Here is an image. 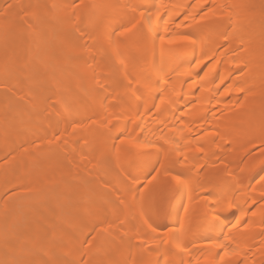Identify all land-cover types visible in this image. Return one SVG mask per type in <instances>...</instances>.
<instances>
[{
  "label": "bare ground",
  "instance_id": "obj_1",
  "mask_svg": "<svg viewBox=\"0 0 264 264\" xmlns=\"http://www.w3.org/2000/svg\"><path fill=\"white\" fill-rule=\"evenodd\" d=\"M49 1L54 3L50 10L46 8V0H28L23 5L28 12L29 22L26 24L30 23L36 31L33 32L34 48L41 49L39 57L33 56L36 61H44L46 53L49 60H59L55 55L61 56L75 89L87 88L91 96L86 102L74 99V109L65 103L62 95L73 98L74 93H60L61 78L66 80L60 72L61 80L57 86L53 82L50 87L45 86V92H36L39 97H34L35 91L30 88L32 79L28 81L30 83L25 78L27 83L21 82L24 69L20 66L21 60L18 61L16 55L14 58L18 62H14L13 56L9 57L11 54L7 52L8 48L10 53L18 52L20 47L13 46L11 51V46L6 48L7 43L3 40L5 33L8 38V34L17 29L14 21L19 6L11 7L9 14H5L7 18L1 16L0 80L11 86L1 81L0 85L21 89L20 93L24 92L22 95L28 96L32 104L31 109L20 112L16 110L17 102L13 103L14 126H22L14 128L15 138L9 136L3 144L16 143L20 148L31 141L41 140L48 145L36 149L35 154L29 148L30 153H23L25 159L18 162L27 159L26 162L32 161L39 167L43 174L39 188L48 190L49 197L41 194L38 199L42 209L35 214L31 212V215L19 210L17 201L5 204V219L19 221L23 231L16 242L7 239L3 242L0 257L5 256L6 261L13 264H25L14 256L29 246L34 254L33 264H264V176L251 186L257 176L252 169L256 164L264 165V159H256L253 165H246L239 173L235 171L236 174L229 175L223 172L224 167L222 171L219 168L221 173L211 165L217 162L215 157H219L222 150L228 151L225 158L232 167L238 163L239 153L249 155L253 147L264 144V118L252 124L257 108H264V0H81L77 7L75 2L78 0H67L65 4ZM92 10H101L100 17L89 14ZM49 18L55 21L52 26L57 34L51 43L49 37L46 39ZM68 32L77 34L72 41L66 35ZM124 39L132 42L134 50L127 49L129 42ZM102 49L108 52L109 61L104 59ZM52 54L55 55L52 57ZM55 62L53 65L57 68L59 61ZM104 63L107 64L108 77L102 72L106 67H103ZM42 67L35 70L37 75L40 74L41 78L49 76ZM13 70L17 73H12ZM9 74L15 75L11 81ZM54 85L61 89L54 91ZM17 91L13 94L21 95L20 90ZM5 93H0V120L5 119L2 104L9 97ZM71 98L69 101L73 100ZM8 99L11 101L12 98ZM238 104L240 114L235 108ZM68 105L72 112L67 111ZM44 114H47L45 119L48 122L44 121L49 129L46 132L34 130ZM84 122L89 127L94 124L103 126L100 134L103 146L108 149L112 161L123 168L121 173L127 175L122 180L129 181L126 184L129 186L124 196L126 202L117 216L119 227L114 202L123 195L117 185L120 182L104 179L106 170L97 160L99 155L97 158L88 153L97 149L93 140H88L87 148L81 145L85 134L79 125ZM91 129L89 131L93 133L95 130ZM118 137L121 140L116 145ZM48 148L54 150L53 155L49 154L51 157ZM61 151L69 157V163L65 162L74 168L73 171L79 172L78 178L70 180L72 172L62 169L64 154ZM173 154L180 164L177 161L172 163L170 157ZM122 160H136L140 170L134 169L137 163L135 167L133 164L123 166L125 162L120 164ZM230 160L234 162L230 164ZM176 163L180 168L174 169L178 171L177 174L173 172L176 186L168 190L171 199L167 204L173 226L163 235L155 224L156 211L148 202L149 195L139 192L147 188L148 167L151 168L149 173L152 170L164 173ZM202 167L203 172L206 170L201 173L203 179L199 180L198 169L200 171ZM6 170L1 167L0 176ZM15 174L0 191H7L21 182ZM89 174L96 175L95 181L90 182ZM96 180V190L100 194L95 195L94 200L101 202L102 208L92 211L88 210L86 203L90 197V184L95 185ZM201 192V195L206 193L209 196L205 195L207 202L199 204L196 201ZM66 197L70 201H64ZM56 205L59 209L55 208ZM71 205L76 211L80 210L92 225L84 217L85 227L81 226L82 219L67 221L64 217V221L61 211ZM66 210L69 213L70 210ZM132 214L135 219L130 218H133ZM97 229L104 230L105 234H95L90 246L84 247L89 234ZM204 232V242L200 237L202 243L194 245L193 242ZM132 235L137 237L139 244L142 243L147 254L139 249V245L130 242ZM53 240L58 244H53ZM106 242L114 246H110L115 257L111 255L112 261L101 257ZM224 252L229 255L224 256ZM0 264L8 263L1 261Z\"/></svg>",
  "mask_w": 264,
  "mask_h": 264
},
{
  "label": "rangeland",
  "instance_id": "obj_2",
  "mask_svg": "<svg viewBox=\"0 0 264 264\" xmlns=\"http://www.w3.org/2000/svg\"><path fill=\"white\" fill-rule=\"evenodd\" d=\"M19 1V2H18ZM28 0H6V1H4V0H0V18H2L1 16H4L3 18H5V16H6V18H7V15L9 14L8 13V11H10L11 10V7H18L19 6V10L17 11V13H16V19H15V21L14 22H16V24L15 25H17V29H15L16 30V32H15V30H13V32H11L10 34H8V35H10V36H8V38H7V34L5 33V35H6V37H5V35H4V37L5 38H7V39H5V38H3V40H4V43H7V44H5L7 47L6 48H8V47H10L11 48V51H12V48H13V46H16V47H20L17 51L18 52H16V50L15 51H12L11 53L8 51V50H10L9 48H8V50H7V52L9 53V54H11V55H9V57L11 56V58H12V56H13V61L14 62H18L19 60H21V61H19V63H22V64H20V66H22V67H24V69L22 68V71H21V73H23V75L21 74V77L23 78V80L21 81V77H20V75H19V80L21 81V82H23V83H27L30 79H32L31 81H32V83H30V82H28V83H30V88L32 89V91L34 92V95L36 94V92L38 91V92H41V91H43L44 90V92H45V90H47L46 88H45V86L47 87V86H49L50 87V85L52 84L53 85V82H55L54 84L56 85V83H58L61 79H62V84H57L58 86H60V85H63L62 86V89L59 87L58 89H56V86L54 85V87H55V90L54 91H56V90H60L61 89V91H60V93L61 94H63L64 92L66 93L67 91H69V92H72V94H73V98H71V97H66L67 96V94H63L62 96L64 97L63 98V101H65V103H68L71 107H73V109H74V106H75V104H72V102H75L76 100H83V102H86L89 98L88 97H90L91 95V93L90 92H88L87 91V88L86 89H83V87H82V89L80 88V89H78V90H76L75 89V87H74V84H72V81H71V79H70V76H69V74H68V72H67V66H65V65H67V64H65L64 62H63V58L61 57V56H59V55H55L57 58H59V60H57V59H55V58H52L54 55L52 54L50 57L52 58V60H49V58H48V54L46 53L45 55H47V58L44 60V61H40L39 59H37V61H36V58L35 57H39V55H41V49H39V50H37V48H36V50H35V48H34V42H33V36H34V34H33V32L35 31V29H34V27H32L31 26V24L30 23H28V24H30V25H28V24H26L27 22H29V21H27V19H28V12L26 11V7L24 6L23 7V5H26V2H27ZM54 1H56V2H58V3H62V4H65V2L67 1V0H54ZM46 8L47 9H52V8H54V3H53V1L51 2V1H49V0H46ZM49 2H51V3H49ZM82 2H83V0H82ZM53 3V4H52ZM80 4L81 3V0H78L77 2H75V6L76 5H78V4ZM22 5V6H21ZM79 6V5H78ZM77 7V6H76ZM10 9V10H9ZM14 9V8H13ZM17 10V9H16ZM102 10V9H101ZM101 10H99V11H90L89 12V14H93L92 16H95V15H97V16H99L100 17V12H101ZM5 14H7V15H5ZM30 15V14H29ZM97 16H95L96 18H97ZM30 18V17H29ZM51 18H49V21L47 22V24H48V26H49V28H48V31H47V35L45 34V36H47V38L46 39H48V37H49V41H50V43L52 42V40L55 38V36L57 35L56 34V32L54 31V29H53V26L52 25H54L55 24V21L53 22L52 21V19L50 20ZM1 20V19H0ZM29 20V19H28ZM48 20V19H47ZM64 22H65V20H64ZM51 23H53V24H51ZM50 25H51V27H50ZM31 27L34 29H31ZM53 29V32H54V34L52 33V29ZM69 31V30H68ZM36 32V31H35ZM34 32V33H35ZM51 32V33H50ZM72 33V34H71ZM15 34V35H14ZM74 34V35H73ZM70 39H71V41H72V39H73V37L75 36V35H77L75 32H68V34H66ZM71 35V36H70ZM80 36V35H79ZM122 36V35H121ZM143 36V35H142ZM53 37V38H52ZM52 38V39H51ZM122 38V37H121ZM69 39V40H70ZM123 39V38H122ZM124 40H128V39H124ZM70 41V42H71ZM48 42V41H47ZM99 42H101V41H99ZM126 42V41H125ZM129 42V44H126L128 47H127V49L131 52L132 50H134V47H133V45H132V42H130L129 40L127 41V43ZM49 43V44H50ZM131 43V44H130ZM101 44V43H100ZM103 48H104V50H106V48H105V46H102ZM6 48H5V50H6ZM34 48V49H33ZM137 49V48H136ZM33 50H34V52H33ZM103 49H102V51H103V54H105L104 55V59L105 58H107V60L109 61V56L107 57L106 56V54L107 55H109L108 54V52L107 51H104ZM136 51V50H135ZM42 52H44V51H42ZM49 52V51H48ZM37 54V55H36ZM50 54V53H49ZM102 54V55H103ZM17 55V56H16ZM35 57H34V56ZM42 55H44V54H42ZM44 55V56H45ZM16 56V57H15ZM59 56V57H58ZM17 58L18 59V61H17V59H16V61H15V58ZM61 57V58H60ZM34 58H35V60H34ZM41 58V57H40ZM45 58V57H44ZM53 59H55L56 60V62L53 60ZM101 59H103L102 57H101ZM104 59H103V61H104ZM0 60H1V58H0ZM12 60V59H11ZM42 60V59H41ZM55 63H58V61H59V66H57L56 65V67L57 68H55V65H53L54 64V62ZM60 63H62L61 64V66H60ZM18 64V63H17ZM65 64V65H64ZM105 64V63H104ZM43 67H42V66ZM107 64H105L103 67H105ZM39 67H42V70L44 71V70H46V71H44V73L45 74H49V76L47 75V77H43V75H42V77L43 78H41V76H40V74L39 75H37V73L35 72V70H38V69H40ZM46 67V68H45ZM48 67V68H47ZM50 67V68H49ZM43 68H45V69H43ZM53 68L55 69L54 70V72H53ZM59 69V70H58ZM23 70H25V71H23ZM34 70V71H33ZM48 71H50L49 73H48ZM12 73H17V72H15L14 70L13 71H11ZM57 72V73H56ZM60 72H62V76L64 75V76H66V80H65V78L64 77H62L61 79H60ZM106 76L108 75L109 76V72L107 71V66L105 67V68H103V71H102ZM108 72V73H107ZM8 73H10V72H8ZM59 73V74H58ZM14 74H12V76L14 75ZM18 74H20V73H18ZM17 75V74H16ZM104 75V76H105ZM9 77L11 76L10 74L8 75ZM12 76L10 77V81L12 80ZM107 76V77H108ZM5 77H7V76H5ZM13 77H15V75L13 76ZM24 78H25V80L27 81H25L24 80ZM44 78H46V79H44ZM51 78H53V79H51ZM35 79V80H34ZM3 80V79H2ZM8 80V79H7ZM8 80V81H9ZM1 81V80H0ZM35 81V82H34ZM65 83H64V82ZM67 81V82H66ZM70 81H71V83H70ZM217 81H218V79H217ZM4 82V81H3ZM2 81H1V83H3ZM7 82V81H6ZM6 82H4V83H6ZM49 82V83H48ZM50 82H52V83H50ZM3 83V84H4ZM9 82H7V84H8ZM3 84H1L0 85V90L2 89L3 91H0V93L1 92H3V93H5V91H6V93H5V95H7L8 94V98H12L11 99V101H12V103H11V101H9L10 99H8L6 96V98L7 99H4V101H3V104H2V109H4V110H2L3 111V118H5V119H1L0 120V168L1 167H4V171H5V169L7 168L8 170H6V173L4 172V171H1V172H4L1 176H0V189H2V187L4 188L5 186H7L9 183H10V180H11V178H13L11 175L12 174H14V173H16L15 175L16 176H18L20 179V181L21 182H19V184H18V182L16 183V185H13V186H11L10 187V189H8L7 191H5V190H1L0 191V227H1V231H0V237H1V243H0V251L1 250H3V245H4V241L7 239L8 241L10 240V241H15L16 242V240H17V238H19V234H20V232L21 231H23V228L21 227V223L19 222V221H17V220H15V219H9V222L5 219V216L7 215V212L4 210V208L6 209V205H7V202H10V201H17L16 202V204L18 205V209L20 210V209H22L21 211H26L28 214H30L31 215V212H33L34 214H35V212H38V211H40L41 209H42V205L41 206H39L40 205V198H39V196L42 194V197L43 196H45L46 195V197L48 196V194H49V191L47 190H42L41 188H39L40 186V184H41V181H42V176H43V174L41 173V171H39L40 169H39V167L37 166L36 167V165L34 164V163H32V161L31 162H26V160H25V162H23V160H22V162L25 164H23V163H20L21 161H19L18 162V160H21V159H25V154H26V152L28 153L29 152V148H30V152H33L34 154H35V150L36 149H38L39 147L41 148V146H43V147H46L47 148V144H45V142L43 141H41V140H34L32 143L30 142L29 144H25V146H27V147H25V146H20V148H19V146L18 145H16V143H5V144H3V142H5V140H7V138L9 137V136H14L13 138H15V133H16V128L17 129H19L22 125L21 124H19L18 126H14V123H15V121H13L12 120V113H13V111H12V106H13V103H16L17 102V104H16V110H18V111H20V112H23V111H25V110H28V109H31L32 107V104H30L29 103V100H30V98L28 99V96L26 97L25 95H22V93H24V92H22V93H20L21 92V89H18L17 88V90H20L19 91V93L21 94V95H19L18 93L16 94V92H18L17 90H14L13 88V90L11 89V88H9L11 85H10V83H9V85H7V84H5V85H3ZM65 84V85H64ZM33 86V87H32ZM2 87H6V88H2ZM43 87V88H42ZM35 88V89H34ZM48 88V87H47ZM71 88V89H70ZM85 88V87H84ZM100 89H102L103 87H99ZM16 89V88H15ZM37 89V90H36ZM86 90V91H85ZM14 91H16L15 92V94L16 95H14L13 94V92ZM48 91H50V90H48ZM81 91V92H80ZM12 92V93H11ZM37 92V94H39ZM53 92V91H52ZM57 92V91H56ZM50 93V92H49ZM90 93V94H89ZM41 94V93H40ZM12 95V96H11ZM17 95H19V96H17ZM66 95V96H65ZM89 95V96H88ZM38 95H35L34 97H37ZM24 97V98H23ZM39 97V96H38ZM71 98V100L72 101H69V99ZM110 98V97H109ZM13 99H14V101H13ZM26 99V100H25ZM74 99H76V100H74ZM17 100V101H16ZM109 100V99H108ZM110 101V100H109ZM31 102V101H30ZM89 102H90V100L88 101V104H89ZM64 103V104H65ZM72 105H71V104ZM11 106V107H9V106ZM18 105V106H17ZM67 104H65V106H66ZM69 105L67 106L68 107V109H67V111H69V112H72V108L71 107H69ZM237 105V104H236ZM235 106V105H234ZM238 106H239V104H238ZM238 106H235V108H237V110H238V113L240 114V112H239V109L238 108H241L240 106L238 107ZM92 107H93V104H92ZM263 107V106H262ZM72 109V110H69V109ZM234 108V109H235ZM6 109V110H5ZM11 109V110H10ZM241 111V110H240ZM257 111L258 112H255V115H254V117H253V120H252V124H255V121L257 120H259L260 121V119H263L264 118V108H262V109H258L257 108ZM34 112H36V110L34 111ZM68 112V113H69ZM237 112V111H236ZM37 113V112H36ZM46 113V112H45ZM4 114H5V117H4ZM46 116H47V114H46ZM45 114H44V119L42 118V116H41V118H40V122L39 123H37V125H35L34 126V130L36 129L37 131H40V132H46V130H47V128L49 127V125L47 126L46 125V122H48L47 121V119H45ZM46 122H45V121ZM4 121V122H3ZM256 121V122H257ZM13 124V125H12ZM48 124V123H47ZM83 124H85V125H83ZM21 125V126H20ZM87 125V126H86ZM89 124H87L86 122H84V123H82V124H80L79 126H80V128H79V126H78V128L79 129H81V132L82 133H84L85 134V137L87 136L88 137V139H86L85 137L82 139L83 140V142H82V140H81V145L82 146H84V148L87 146L88 147V145H89V143H88V140H89V142L91 141V140H93V142H95L96 144H97V149L95 148V150H90V151H88V153H90V155L92 154V155H94V156H98L99 157V159H97V160H100L101 161V163L103 164V166L105 167V170H106V172H105V178L104 179H106V180H108L109 182L110 181H115V179L116 180H118L117 181V183H119V184H117L118 185V187H119V191L121 192V193H123V195L121 196V197H119L117 200H116V202H114L115 203V207H116V211H115V217H117L118 215H119V210L120 209H122L121 207H122V205H124L125 204V202H126V199H125V197H126V190H127V188H128V186L126 185V184H128V182L126 181V182H123L124 181V179L125 178H127V177H125V178H123L124 176H127L126 174H122L123 173V171H122V167H118L117 166V164L115 163V161H112L113 159H111V156L109 155V153H108V149H106V148H104V146H103V140H102V138L100 137V134H101V132H102V130H103V126L102 125H99V124H94L93 126H91V127H89L88 126ZM76 127H77V125H76ZM15 128V129H14ZM88 128V129H87ZM92 128V129H91ZM49 129V128H48ZM89 129H91V131L94 129L95 131L91 134L90 133V131H89ZM14 130H15V132H14ZM84 130H85V132H84ZM87 130V131H86ZM8 131H9V133H11L10 135H8L9 133H8ZM8 133V134H7ZM95 133V134H94ZM13 134V135H12ZM88 134V135H87ZM93 134H94V136H95V138H94V136H93ZM96 134H97V136H96ZM11 139V138H10ZM91 139V140H90ZM100 139V140H99ZM120 140H121V138H117V140H116V145H118L119 144V142H120ZM38 143V144H37ZM85 145H84V144ZM9 144H10V146H9ZM12 144H14L13 146H12ZM30 145V146H29ZM46 145V146H45ZM15 149V150H13V148ZM11 147V148H10ZM37 147V148H36ZM86 147V148H87ZM264 144L263 145H257L256 147H253L251 150H250V152H249V155L248 154H246V155H240V153L238 154V158H239V161H238V163L236 164V165H234V166H232L231 167V165H229V163H228V161H229V159H227L226 160V158H225V156L228 154V151L226 152V150H222V152L220 153V155L218 154V156L219 157H215V160H217V162H215V164L212 162V169L214 168V170L216 169V170H218L219 171V168H220V170L222 171V169L221 168H223V172L225 173V174H227V175H229V174H236V172L235 171H238V173H239V171H242L241 169L244 167V166H246V165H250V164H252L253 163V161L254 160H256V159H264ZM10 148V149H9ZM25 148H27L26 150H25ZM35 148V149H34ZM263 148V149H262ZM48 149H50V150H48V155L50 154V155H53V152H54V150H53V148L51 149V148H48ZM22 150H24V152L22 151ZM28 150V151H27ZM32 150V151H31ZM62 150V149H61ZM63 151V150H62ZM61 151V152H62ZM15 152V153H14ZM29 152V153H30ZM94 154H93V153ZM9 153H11V154H9ZM23 153H25V154H23ZM32 153V154H33ZM63 154H64V152H62ZM15 154H17V155H15ZM62 154V155H63ZM87 154V153H86ZM25 157H24V156ZM49 155V157H51ZM87 155H89V154H87ZM89 155V156H90ZM240 155V156H239ZM260 155H262V157L260 156ZM15 156H17V157H15ZM23 156V157H22ZM216 156H217V154H216ZM243 156H244V158H243ZM63 159H62V162H61V165H63V167H62V169L64 168V171H68V172H72V175L69 177V179L71 180V178H78L77 176H79V172L77 171V173L75 172V171H73V169L74 168H72L68 163H69V161L67 160L69 157H68V155L66 154V152H65V154L63 155ZM93 156H91V159H95V157L94 158H92ZM97 157V158H98ZM259 157V158H258ZM124 158V157H123ZM241 158V159H240ZM12 159V160H11ZM53 159H55L54 158V156H53ZM126 158H124V160H125ZM170 159H172V163L174 162H176L177 161V163H179V160H177V158L175 157V155L173 154V155H171V157H170ZM178 159H179V157H178ZM29 160V159H28ZM181 160V159H180ZM236 160V159H235ZM7 161H9V162H7ZM14 161V162H13ZM68 161V163H66V162ZM183 161V159L180 161V162H182ZM231 161V160H230ZM237 161V160H236ZM235 161V162H236ZM117 162V161H116ZM122 162H125L124 164H123V166L125 165V167L127 166L128 167V165L130 164V166H131V164H133L132 166H134L135 167V165H136V163H137V161L136 160H133V161H131V160H126V161H121V163L120 164H122ZM232 162H234V161H231L230 162V164L232 163ZM255 162V161H254ZM8 163V164H7ZM15 163H18V164H22V165H20V167H19V165H16ZM114 163L116 164V165H114ZM175 164V165H177V167L175 168L174 166H172L173 168L171 169V170H169V171H166V172H169V173H166V172H164V173H161L160 172V170H159V172L162 174H160V177H159V172L158 173H156V171L155 170H152V172L150 171V173H149V170H151V168L149 169V167H148V182H147V188L145 187V188H142L141 190H140V194L141 193H147L148 195H149V204H151L153 207H154V209H155V215H154V220H155V224H156V226L158 227V230H160V231H162L163 232V235H165L166 233H168V232H165V231H169L170 229H171V227L173 226V223H172V216H171V213H169V211H167L168 209V206H167V204H168V201L171 199V196H169V192H168V190L171 188V187H175L176 186V184H175V182H174V178H173V176H174V174H177L176 173V171L174 170V169H177V168H180L179 166H178V164ZM227 163V164H226ZM180 164V163H179ZM235 164V163H234ZM254 164V163H253ZM252 164V165H253ZM35 165V166H34ZM210 165V166H211ZM228 167H227V166ZM233 165V164H232ZM17 166V167H16ZM21 166H23V167H21ZM129 166V167H130ZM137 167H133L134 169H136V168H138L137 170L139 171L140 170V166L138 165V163H137V165H136ZM180 166H182V164L180 165ZM264 165H260V164H256L253 168L254 169H252V170H255V175H257V176H255V178H254V176H253V180H252V183H251V186L253 185H255L257 182H259V180L260 179H262V177L264 176V167H263ZM208 167V166H207ZM204 167H202L201 169H200V171H199V169H198V174L200 175L199 176V180H201V179H203V178H201V173H204L205 172V170H204V172H203V169ZM211 168V167H210ZM25 169V170H24ZM170 169V168H169ZM202 170V171H201ZM94 171V170H93ZM93 171H92V173H93ZM175 171V173L173 174V172ZM217 171V172H218ZM221 171H219V172H221ZM14 172V173H13ZM122 172V173H121ZM172 172V173H171ZM178 172V171H177ZM223 172H221V173H223ZM233 172V173H232ZM235 172V173H234ZM250 172L251 173H253L254 171H251L250 170ZM67 173V172H66ZM166 173V174H165ZM42 174V175H41ZM96 174V173H95ZM94 174V175H95ZM173 174V175H172ZM242 174V173H241ZM14 175V176H15ZM116 175H118V177L116 176ZM163 176V177H162ZM240 176H243V175H240ZM92 179H91V178ZM94 178V179H93ZM95 178H96V175L95 176H93L92 174L90 175L89 174V176H88V179L90 180V182H93V180L95 181ZM119 178H121L120 179V181H119ZM159 178H161V180L159 179ZM102 178H100L99 180H101ZM103 179V180H104ZM157 179H159V182H157ZM25 180V181H24ZM29 180V181H28ZM88 180V181H89ZM98 180V179H97ZM97 180H96V182H94L93 184H95V183H97ZM98 180V181H99ZM123 180V181H122ZM156 180V181H155ZM155 181V182H154ZM154 182V185L152 184ZM158 183V184H157ZM22 184V185H21ZM25 184V185H24ZM69 184V183H68ZM24 185V186H23ZM28 185V186H27ZM252 186V187H253ZM25 189H24V188ZM29 187V188H28ZM122 189V190H121ZM173 189V188H172ZM3 192V193H2ZM97 192H98V194H97ZM45 193V194H44ZM121 193L119 194V195H121ZM100 194V192L98 191V190H96V184L95 185H91L90 184V190H89V198H88V203H86V204H88L87 205V207H88V210H95V211H98V210H100L102 207V204H101V202H98V201H95L94 200V196L95 195H99ZM202 194V192L199 194V196H197V198H198V200L196 201V203H203L204 201H205V198L207 197L208 198V196L209 195H207L206 193L204 194V195H201ZM205 195H206V197H205ZM125 196V197H124ZM164 196H165V198H164ZM49 197V196H48ZM26 200H24V199ZM39 198V199H38ZM161 198L163 199L162 200V202L160 201L161 200ZM168 198V199H167ZM22 199V200H21ZM67 197L66 198H63V200L64 201H67ZM39 200V201H38ZM68 201H70V200H68ZM67 201V202H68ZM157 202V203H156ZM159 202L160 203H162V204H159ZM205 202H207V201H205ZM70 203V202H69ZM6 204V205H5ZM170 204V203H169ZM49 205V204H48ZM52 205V204H51ZM161 205V206H160ZM164 205V206H163ZM166 205V206H165ZM5 206V207H4ZM58 205H56L55 206V208L56 209H59V207H57ZM163 206V207H162ZM50 207V206H49ZM73 206L71 205L70 206V208L68 207V208H66V209H69L68 211H69V213H67V210L66 209H64L63 211H61V212H63V215H62V218H63V220L64 221H66L65 220V218L67 219V221H69L70 219H73V220H76V221H80L81 219V226L83 225V223H84V221H83V217L84 216H82L83 214H82V212L79 210V211H76L74 208H72ZM101 207V208H100ZM166 207V208H165ZM41 208V209H40ZM51 208V207H50ZM52 208H54V206H52ZM73 209V210H72ZM72 210V211H71ZM170 210V209H169ZM79 212V213H78ZM81 212V213H80ZM3 213V214H2ZM32 213V214H33ZM77 213V214H76ZM38 214V213H37ZM82 214V215H81ZM133 215V214H132ZM131 215V216H132ZM134 216L135 215H133V218L132 217H130L131 219H135L134 218ZM65 217V218H64ZM4 218V219H3ZM118 218V217H117ZM116 219V218H115ZM119 219V218H118ZM116 220L117 222H118V224H117V226L118 225H120V219L119 220ZM5 220L8 222V223H6L5 222ZM84 220L86 221L87 219H85V217H84ZM3 221V222H2ZM12 221V222H11ZM133 221H136V220H133ZM133 221H132V224H133ZM5 222V223H4ZM19 222V223H18ZM137 222V221H136ZM79 223V222H78ZM86 223V222H85ZM87 223H89V225H92V222L91 221H89V220H87ZM86 223V224H87ZM21 224V225H20ZM80 224V223H79ZM135 225H137V224H135ZM84 226V225H83ZM82 226V227H83ZM86 226H88V225H86ZM121 226V225H120ZM133 226H134V224H133ZM8 227V228H7ZM85 227V226H84ZM119 227V226H118ZM137 227V226H136ZM170 228V229H169ZM226 228H227V226H226ZM225 228V229H226ZM169 229V230H168ZM11 230V231H10ZM95 231V230H94ZM101 231H103V232H101ZM98 232V233H97ZM9 233V234H8ZM94 233V232H93ZM93 233H91L92 235H90L89 234V236H88V240L84 243V247H88V246H90V244H91V242H92V240H93V238H94V240H95V234H105V232H104V230H100L99 231V229H97L96 230V232L93 234ZM159 233H161V232H159ZM158 233V234H159ZM165 233V234H164ZM205 234V232L204 233H202L201 235H199L197 238V241H195V242H193L194 243V245H195V243L196 244H200V243H202V240H203V235ZM3 235V236H2ZM95 235V236H94ZM135 235V234H134ZM134 235H132V237H129L131 240H130V242L132 243V244H134V243H136L137 245H139V249L141 250V251H143L144 253H146L147 254V250L144 248V247H142V243L141 244H139L140 242H138L137 241V237L136 236H134ZM159 235H161V237H163V235L162 234H159ZM68 237V236H67ZM136 237V238H135ZM160 237V238H161ZM200 237L202 238V240H200ZM69 238V237H68ZM66 240H67V238H65ZM64 239V240H65ZM196 239V238H195ZM6 240V241H7ZM58 240V239H57ZM57 240H53L52 241V243L53 244H56L57 243ZM65 240V241H66ZM70 240H71V236H70ZM199 240V241H198ZM55 242V243H54ZM58 242H60V240L58 241ZM62 242V241H61ZM68 242V241H67ZM70 242V241H69ZM203 242H204V240H203ZM58 244V243H57ZM108 244V245H107ZM88 245V246H87ZM111 245H109V243L108 242H106L104 245H103V249H104V252L102 253V255H101V257L102 258H105L106 260H108L109 258L111 259V255H113V257H114V254H111V249L112 248H114V246L111 248L110 247ZM144 246V245H143ZM144 249V250H143ZM31 247H29V246H26L25 247V249H23L22 251H20V252H18L17 254L16 253H14V254H16L14 257H19L18 259H20V260H22V262L23 263H25V264H33V261H32V258H33V253L31 252ZM171 250V249H170ZM106 251H108V252H106ZM110 251V252H109ZM142 252V253H143ZM171 252V251H170ZM1 253H3L4 254V252H1ZM108 253H109V255H108ZM112 253H114V250H113V252ZM84 256V258H86V256H85V254H83ZM144 255V254H143ZM108 258H107V257ZM115 258V257H114ZM114 258H112V259H114ZM14 259V258H13ZM112 259H111V261H112ZM7 262L8 264H13L14 262H12V261H10V260H7L6 261V257L4 256V257H0V262ZM114 262V261H113ZM111 263V262H110ZM112 264V263H111ZM114 264H115V262H114Z\"/></svg>",
  "mask_w": 264,
  "mask_h": 264
},
{
  "label": "snow or ice",
  "instance_id": "obj_3",
  "mask_svg": "<svg viewBox=\"0 0 264 264\" xmlns=\"http://www.w3.org/2000/svg\"><path fill=\"white\" fill-rule=\"evenodd\" d=\"M229 255V253L228 252H224V256H228Z\"/></svg>",
  "mask_w": 264,
  "mask_h": 264
}]
</instances>
